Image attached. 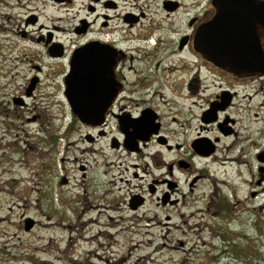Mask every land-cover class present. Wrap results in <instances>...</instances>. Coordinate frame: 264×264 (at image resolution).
I'll list each match as a JSON object with an SVG mask.
<instances>
[{
  "label": "rangeland",
  "instance_id": "374dc122",
  "mask_svg": "<svg viewBox=\"0 0 264 264\" xmlns=\"http://www.w3.org/2000/svg\"><path fill=\"white\" fill-rule=\"evenodd\" d=\"M84 1L75 0L67 8L50 0H0V102L8 105L11 94L24 93L38 71L36 65L45 70L33 97L22 95L28 109L20 108L21 118L14 115L11 128L9 119L0 114L1 121L6 119L0 123V264H264V192L257 197L248 184L258 179L257 155L264 147V79L253 85V102L247 106L246 100L240 108L241 117L247 111L249 117L238 124L237 144L229 149L230 139L223 141L216 156L187 158L190 170L173 174L177 184L170 191L173 203L167 196L164 204L158 199L168 184L152 195L148 192L149 184L162 179L165 169L143 173L142 166L140 177L134 179L130 164L152 159L143 153L113 150L109 137L95 144L103 151L88 156L94 170L89 173L90 188L81 185L80 162L70 161L79 155L76 149L53 153L47 147L55 141L53 128L47 143L37 140L43 133L28 117L55 116L51 122L55 129L62 123L58 119L64 117L68 124L71 120L62 90L56 93L57 82L46 74L57 61L45 55L40 38L53 26L64 29L59 34L63 40L73 38L68 31L87 15ZM150 10L153 16L145 25L151 19L154 24L179 28L186 23L183 9L172 17L156 15L155 7ZM124 31L115 35L125 36ZM56 79L62 80V75ZM165 92L170 98V91L165 88ZM59 108H66L65 114ZM194 114H200L198 107ZM197 118L190 125L193 134L198 131ZM85 136L86 131L78 130L77 138ZM171 158L166 155V160ZM135 184L139 187L134 188ZM133 192L147 199H133L130 208ZM224 203L229 204L228 210ZM28 219L34 225L27 230Z\"/></svg>",
  "mask_w": 264,
  "mask_h": 264
},
{
  "label": "flooded vegetation",
  "instance_id": "af4514ba",
  "mask_svg": "<svg viewBox=\"0 0 264 264\" xmlns=\"http://www.w3.org/2000/svg\"><path fill=\"white\" fill-rule=\"evenodd\" d=\"M50 1L67 8L75 3V0ZM124 2L122 5L119 0H85L83 7L90 17H81L71 32L68 31L73 38L63 40L59 34L64 29L59 26L48 28L47 36H42L40 41L45 45V55L57 64L50 65L46 74L52 82H57L56 93L62 90L71 120L68 124L63 122L64 117L58 119L62 123L56 129L51 123L55 116L48 119L44 114H34L27 120L39 124L43 138L37 137V140L42 143H47L52 138L50 130H55V141L47 143L53 153L61 148L76 149L79 155L70 161L80 162L83 187L93 186L89 173L94 170L88 156L102 150L95 147L101 137H109L113 150L118 148L130 155L143 153L150 157L157 165L152 161L133 162L130 164L132 176L140 177L142 166L143 173L153 168L165 169L163 178L150 183L148 189L152 195L161 185L168 184L162 198L158 197L164 204L163 197L170 200V191L177 186L173 174L190 170L192 164L187 158L194 161L197 156L208 160L218 154L223 141L230 139L231 145L226 144L229 149L237 144L238 124L249 117L248 111L247 117H241L240 108L246 100L247 106L253 102L256 95V91L251 93L253 85L264 79V74L250 71L259 58L258 18L253 1L195 0L190 5L181 0ZM151 7H155L156 15L163 17L164 13L172 17L183 9L184 27L154 24L152 19L145 25L148 17L153 16ZM120 30H125V36L115 35ZM262 49L264 55V41ZM245 65L248 67L244 68ZM35 68L38 71L23 94L17 97L11 94L8 105L0 102V114L9 119L10 128L14 115L16 119L21 118L20 108L28 109L22 95L33 97L38 89L40 74L45 70L39 65ZM61 75L62 80L58 81L56 78ZM72 78L80 80L77 89L81 97L76 106L68 97ZM165 88L170 91L168 99ZM197 107L200 114L195 115ZM58 110L62 115L66 108ZM80 110L100 113V116L93 119L94 123L84 122L75 113ZM196 117L198 131L193 134L190 125ZM4 121L3 118L0 123ZM78 130L86 131L87 136L77 138ZM260 151L261 154L257 153L258 179L248 181L250 192L257 197L264 192V147ZM170 154L171 160H166ZM158 155L163 157L160 158L163 163ZM232 160L235 159H224ZM207 164L208 170L210 164ZM132 194L135 198L128 199L130 208L135 199H147L142 193Z\"/></svg>",
  "mask_w": 264,
  "mask_h": 264
},
{
  "label": "water",
  "instance_id": "95a60500",
  "mask_svg": "<svg viewBox=\"0 0 264 264\" xmlns=\"http://www.w3.org/2000/svg\"><path fill=\"white\" fill-rule=\"evenodd\" d=\"M219 1H225V2L226 1H238V3H243L245 1H253L255 3L254 12H255V17L258 18L257 25H259V28L256 29V33H257L256 45H257V39H258L259 58L256 59L250 71H252L253 69L254 73H258L259 75L264 74V56H263V49H262V43L264 41V1H261V0H219ZM219 10H220V7H219ZM201 33L203 34V29ZM246 67L248 66L245 65L244 68ZM78 81L80 80L72 78L68 85L69 86L68 97L70 101L72 102V104L75 106L78 105V102H79L78 100L81 97L77 89ZM75 113L78 114L84 122H93V123L95 121L93 119H95L100 114L96 112H88L85 110L75 111ZM33 225H34L33 220L28 219L26 221L27 230Z\"/></svg>",
  "mask_w": 264,
  "mask_h": 264
},
{
  "label": "trees",
  "instance_id": "16d2710c",
  "mask_svg": "<svg viewBox=\"0 0 264 264\" xmlns=\"http://www.w3.org/2000/svg\"><path fill=\"white\" fill-rule=\"evenodd\" d=\"M224 205H226L225 208L228 210L229 204L224 203ZM221 235H223L224 238H227L228 233L226 231H224V232L222 231ZM233 243H234V247H237L238 241L236 239L233 241Z\"/></svg>",
  "mask_w": 264,
  "mask_h": 264
}]
</instances>
